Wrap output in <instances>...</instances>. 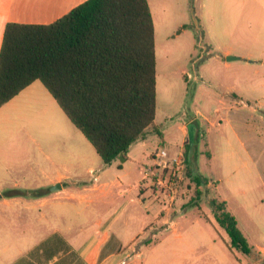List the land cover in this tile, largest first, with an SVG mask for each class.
<instances>
[{
    "label": "rangeland",
    "instance_id": "rangeland-1",
    "mask_svg": "<svg viewBox=\"0 0 264 264\" xmlns=\"http://www.w3.org/2000/svg\"><path fill=\"white\" fill-rule=\"evenodd\" d=\"M149 4L159 111L175 104L174 120L187 119L184 108L208 119L198 116V168L204 184L186 180L183 197L170 208L153 201L148 191L142 196L144 208L136 192L121 194L115 183L131 186L138 174L135 166L126 164L124 175L120 165L125 161L117 159L103 170L101 160L74 186L46 194L44 206L39 201L0 209V264L14 263L55 230L81 243L108 222L106 235L118 256L108 264H264V0ZM227 52L238 59L227 60ZM242 132L260 141L261 168L241 146ZM133 151L142 155L139 143ZM211 180H219L217 188L206 187ZM216 198L236 217L252 254L230 250V238L208 203ZM158 215L169 222L152 223Z\"/></svg>",
    "mask_w": 264,
    "mask_h": 264
},
{
    "label": "trees",
    "instance_id": "trees-1",
    "mask_svg": "<svg viewBox=\"0 0 264 264\" xmlns=\"http://www.w3.org/2000/svg\"><path fill=\"white\" fill-rule=\"evenodd\" d=\"M36 80L104 164L129 160V148L155 126L157 111L155 23L149 1L87 0L51 24L7 23L0 50V107ZM188 175L199 187L205 182L189 164ZM208 203L230 238V250L252 254L226 203ZM77 259L55 233L14 264H78Z\"/></svg>",
    "mask_w": 264,
    "mask_h": 264
},
{
    "label": "crops",
    "instance_id": "crops-1",
    "mask_svg": "<svg viewBox=\"0 0 264 264\" xmlns=\"http://www.w3.org/2000/svg\"><path fill=\"white\" fill-rule=\"evenodd\" d=\"M85 1L87 0H0V50L7 23L51 24ZM227 53L228 56L231 55ZM172 103L174 99L171 100ZM174 107L175 104H172L159 111L157 94L155 126L146 129L145 134L129 148V160L120 165L124 175L128 174L125 173L126 164L135 166L138 174L131 186L125 187L117 181L115 183L121 194L136 192L137 202L140 204L144 200L143 194L148 192L141 188L144 168L152 163V154L160 147L183 153L197 178L203 179L198 168L201 136L198 116L205 121L208 119L198 110L188 114L187 108H184L183 116L186 115L187 119L177 117L174 120L173 115H178L173 111ZM215 122L214 119L212 125ZM242 134L241 146L247 149L249 160L254 163L255 168H261L260 147L256 149V144L260 145V141L250 133ZM136 143L142 149L140 156L133 151ZM101 160L92 144L68 119L41 81L32 82L0 107V209H18L39 201L40 206H44L48 199L45 195L53 191L47 187L60 185L61 188L56 190L60 193L66 189V185L74 186L79 178L94 171V166ZM106 165L108 164L102 165L103 170ZM99 177L98 175L97 181ZM95 187L98 185L95 184ZM118 211L120 208L116 212ZM163 220L165 223L169 222L168 219H163V215H158L152 223ZM110 223L102 224L97 236L92 235L81 243L71 242L56 230L51 235L58 233L68 242L77 253L78 264H108L118 257L115 249L110 246L112 237L106 235ZM141 254L142 252L136 253Z\"/></svg>",
    "mask_w": 264,
    "mask_h": 264
},
{
    "label": "built area",
    "instance_id": "built-area-1",
    "mask_svg": "<svg viewBox=\"0 0 264 264\" xmlns=\"http://www.w3.org/2000/svg\"><path fill=\"white\" fill-rule=\"evenodd\" d=\"M141 188L152 193L153 201L160 206L173 207L185 193L184 183L191 180L188 164L183 153H175L167 147H160L152 154V163L144 168ZM216 181L206 182L207 188L216 187Z\"/></svg>",
    "mask_w": 264,
    "mask_h": 264
},
{
    "label": "water",
    "instance_id": "water-1",
    "mask_svg": "<svg viewBox=\"0 0 264 264\" xmlns=\"http://www.w3.org/2000/svg\"><path fill=\"white\" fill-rule=\"evenodd\" d=\"M234 59H238V57H234V56H228V57H227V60H234ZM59 188H61L60 185H57V186H53V187H51V189H52L53 191H56V190H58Z\"/></svg>",
    "mask_w": 264,
    "mask_h": 264
}]
</instances>
